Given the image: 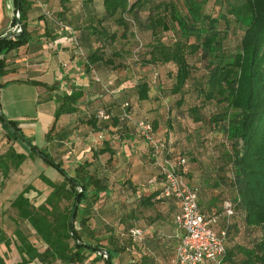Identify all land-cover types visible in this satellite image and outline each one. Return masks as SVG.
Here are the masks:
<instances>
[{
	"label": "trees",
	"instance_id": "1",
	"mask_svg": "<svg viewBox=\"0 0 264 264\" xmlns=\"http://www.w3.org/2000/svg\"><path fill=\"white\" fill-rule=\"evenodd\" d=\"M61 1L63 10H66L67 0ZM14 2L16 6L17 0ZM179 5L177 7L167 0H104V14L100 19L95 18L98 19L99 26H89L83 32L86 34L84 38L61 14H53L52 20L58 29L60 22L70 26L82 49L84 44L87 45L85 65L88 71H92V74L96 71L98 75L100 69L104 72L129 68L126 67L125 55L126 52L131 53L129 49L117 45L120 38L128 39L130 34L133 36L134 30L151 34L150 42L140 47L141 57L136 62L143 67L171 65L174 70L173 73L170 70L174 77L171 93L180 94L177 105L183 104L184 95L190 90L196 92L200 103L191 105L186 113L193 118V122L200 123L199 126L206 129V136L214 131L221 132L223 136L215 145L214 160L219 167L213 171L207 165V175L214 172L211 173L213 181L193 183L199 187L202 213L206 219L215 218L214 228L218 231L226 229L227 238L230 227L237 224L238 228L242 226L246 231L254 232V239L240 247L244 256L243 264H264V0H245L239 7L230 6L227 12L221 7L216 14L205 12L204 5L198 0H186ZM31 7L30 0H21L19 20L22 30L15 37H5L0 41V78L8 71L6 55L27 45L33 38L36 29L28 22ZM17 20L14 15L12 24L16 25ZM110 22L118 26V29L111 31L107 26ZM163 31L174 32V35L164 40L161 35ZM92 36L96 39L95 43ZM232 37H237L238 41L234 51L228 47ZM191 60L198 62L199 68L196 69ZM36 83L50 91L58 89L56 84ZM3 85L0 84V91ZM134 85L136 100L133 101L149 98L151 87L147 80L142 78L135 81ZM47 95V99L54 98L59 103L55 112V124L46 134L50 141L55 138L53 132L60 116L76 112L84 92L73 87L69 92ZM112 103L121 107L118 100ZM208 105L209 111L205 110ZM115 106L104 110L109 115L106 120L97 115L101 109L97 112L92 110V114L85 120L86 124L97 130L109 129L119 134V139H123L125 131L133 125L128 120H121L122 110L119 114H114V111L111 113ZM132 108L133 102L129 103L128 110L134 117ZM134 118L139 120L145 117ZM9 121L13 128L33 143L17 121ZM152 125L155 134L158 125L154 122ZM10 131L9 138H19L12 129ZM64 138V132L57 137L59 140ZM154 138L156 139L155 136ZM195 138H199V135ZM156 141L164 144L163 157L185 159L180 166V173L186 179L190 176L186 170L187 163L203 165L200 148L196 147L195 151L186 150L191 156L187 158L185 152L176 155L172 147L168 146L167 138ZM211 141L206 140L201 150L206 149ZM149 143L154 149L153 144ZM33 145L32 152L56 168L64 180L56 182L42 172L39 179L45 183V189H40L33 183L25 185L10 202L11 207L17 211V216L12 218L15 224L13 235L8 234L0 224V246L10 249L12 244L15 245L19 255L17 264H114L113 260L127 249L128 244L134 242L131 238L130 243L127 242L128 239L121 240L113 230L108 231V236H98L90 226L96 203L102 198V194H109L107 177L100 175L98 166L89 160L80 162L71 174L63 166L62 159L67 154L66 150L63 149L59 156H54L46 148ZM104 153H108L107 160L110 163L115 152L106 138L103 147L94 150L93 158L97 159ZM26 159L27 154L19 152L13 145L0 154V189L11 170H18ZM205 169L207 170L206 165ZM160 174L162 176L161 171ZM221 184L224 185L223 189L219 188ZM163 189L164 186L160 194ZM42 190L47 192L46 198L36 205L28 194L34 191L40 196L44 194ZM202 190L209 201L207 207H204L205 202L201 200ZM153 196L142 199V204H152ZM227 200L233 202L232 216L237 219L235 223H231L232 216L228 219L225 215L223 225L219 227L218 220L225 214L224 203ZM77 201L79 205L71 224ZM127 219L128 216L123 220ZM25 222L36 235L34 241L31 234L22 229V223ZM227 238L224 257L226 264L234 254L227 245ZM142 263L154 264V261L147 255ZM0 264H7L1 252Z\"/></svg>",
	"mask_w": 264,
	"mask_h": 264
},
{
	"label": "crops",
	"instance_id": "2",
	"mask_svg": "<svg viewBox=\"0 0 264 264\" xmlns=\"http://www.w3.org/2000/svg\"><path fill=\"white\" fill-rule=\"evenodd\" d=\"M30 1L32 7L29 10L28 22L36 30L32 40L27 45L10 51L6 55L8 71L0 78V84H4L0 91L1 109L7 118L18 122L24 134L31 141H34L36 131L42 133L44 136L43 147H48L54 156H59L63 149L67 150V154L64 156L67 159V165L64 167L67 170V167H73L72 171L68 170L71 174L74 173L75 167L80 162L89 160L98 166L100 175L107 177L109 194H102L101 200L103 199V201L99 208L95 207L93 217L90 220V226L97 232L98 236H108V231L113 230L122 240L124 234L129 232V236L134 242L132 247L136 252L135 264H143L142 259L147 255L153 258L154 264H172L182 233L174 221L175 215L181 210V204L175 197L166 198L160 194L164 186V179L160 174L158 160L163 155L156 158L155 150L151 148L149 141L140 133L137 126L130 122L128 123L133 126L125 131L123 139H119V134L109 129L97 130L86 124L85 120L90 116L92 110L96 112L95 109L99 108L103 97L101 88L97 87L98 84L94 81L92 71H88L85 65V53L88 51V47L84 44L83 53L80 52L70 34L59 31L53 20L44 15V8L51 10L54 15L61 14L84 38L86 34L83 32L89 26L92 24L99 26L98 19L104 14V0H67L65 3L66 10H63L64 5L61 0ZM14 14V0H0V33L10 31L14 26L12 24ZM96 17L97 20H95ZM92 39L95 43L96 39L93 36ZM100 70L98 71L101 72ZM129 70V68L123 71L120 69L119 77L113 75L108 84L103 86L110 94L109 97L106 96V99L110 101L111 106L109 107L112 109L115 106L112 102L118 100L121 103V107L115 106V110H112L111 113L114 111V114H119L120 110H123L124 103L130 101V103L133 102L134 117H145L148 115L146 111L154 108L153 105L156 102H151L150 92L149 98L146 100L135 102L127 99L125 89L129 88L130 91L133 88L131 91H135L134 83L136 81L132 79ZM123 72L127 74L125 77L127 79L124 81L125 78L121 77ZM36 82L47 85L56 84L58 89L50 91ZM114 82L117 87L110 90L108 87ZM73 87L80 88L84 92L80 99L79 108L76 112L65 113L60 116L53 132L55 138L48 141L46 134L55 124V113L51 114L50 110L47 109L41 112L39 109L41 106L44 108L43 102H55L57 106L59 105L54 98L47 99V94L53 96L54 94L69 92ZM33 101L38 105L35 109L32 108ZM153 122L158 125L154 136L157 140H164L166 138L164 131L170 132L171 130L165 129V117L161 109L153 118ZM8 129L4 121L0 119V154L4 153L11 145L14 147L18 145L17 139L11 140L9 138L11 133ZM63 132L66 138L57 139L58 135ZM187 136L190 140L193 138L196 140L194 132L187 134ZM105 138L109 139L115 152L110 163L107 160L108 153L101 154L97 159L93 158L94 150L103 147ZM219 141L212 139L203 151V165L191 162L186 164L187 173L190 175L187 180L190 183L201 184L213 181L211 173H214L213 171L219 167L214 160L216 157L215 145ZM34 144L38 145L35 142ZM59 145L63 147L62 150H59ZM186 150L191 149L184 146H180L178 149L174 147L176 155ZM195 150L196 148H193V151ZM18 151L24 152L20 149ZM77 152L81 153L77 157L78 159L76 160L74 156V159L71 160L72 155L77 154ZM207 165H210L211 169L213 168L209 175H207L209 171ZM63 180L60 179L56 182L60 183ZM216 180L220 183L217 176ZM29 183L31 182L24 183L21 190ZM41 185H36V187L46 188L44 184ZM219 188L223 189L224 185L221 184ZM9 189L12 188L7 187L5 191L8 192ZM151 195H154L153 203L150 205L142 204V199ZM205 197L206 195L202 190L201 200L205 202L204 207H207L209 201ZM127 216L128 219L124 221L123 219ZM224 220L225 214L223 213L218 220L219 227H222ZM133 229L142 231L141 240L133 237ZM113 262L114 264H125L121 254Z\"/></svg>",
	"mask_w": 264,
	"mask_h": 264
},
{
	"label": "rangeland",
	"instance_id": "3",
	"mask_svg": "<svg viewBox=\"0 0 264 264\" xmlns=\"http://www.w3.org/2000/svg\"><path fill=\"white\" fill-rule=\"evenodd\" d=\"M168 2H172L177 7H179L181 3H184L186 0H167ZM182 1V2H181ZM204 5V11L208 13H214L216 14L218 10L221 9V7H224V11L227 12L228 8L232 5L234 6H241L245 2V0H198ZM229 5V6H228ZM181 12L182 8L180 9ZM108 28L113 31L118 29V26L115 24L108 23ZM122 31V29H119ZM119 31V32H120ZM8 32V31H7ZM239 34V32H238ZM131 37L128 39L120 38L117 42V45L119 47H122L124 49H129L131 54L125 55V63L126 67H129V71H131L132 79L135 81H139L142 78L147 80L150 84V94H151V102H156L155 105H153L154 108L148 109L146 113H148L147 116H145L149 121L153 122V118L156 117L158 111L160 109L164 113L165 117V129L170 132H165L164 137L168 139V146L172 147L174 150V147L176 149L180 148V146H184L187 149L193 148H200V158L203 159V150L202 146L205 144L204 142L209 139H216L217 141L223 139L222 134L218 133L217 131L211 132L209 136L207 135V131L202 126L200 127V123L193 122V118L188 115V110L191 105H194L196 103H200V99L197 97L196 92L190 90L188 93L184 95V102L182 105H177V100L180 99V94H173L171 93V88L174 82L173 75L170 74V70L173 73V68L171 65H164V66H141L138 64V58L140 56V47L143 45H146L150 42L152 39V36L149 32H143L140 30H134L133 36L130 34ZM161 35L163 36V39L171 38L174 35V32L166 31L162 32ZM237 37H232L231 42L229 43L228 47H230L233 51L236 50L238 41L236 40ZM138 44V46H137ZM192 64H195L196 69L199 68V63L195 60H191ZM123 71V70H122ZM120 69L118 70H105L104 72H99L100 82L95 81L97 83V87L101 88L103 97L99 104V108H96V112L99 109H103L107 111L109 108L110 102L106 99V96L110 95L106 88L103 87L104 85L108 84V81L113 78L114 76L119 77ZM123 72L121 75L122 78L126 77V73ZM197 73V71H196ZM129 74V72H128ZM112 76V77H111ZM118 80V78H116ZM127 78L123 79L126 80ZM132 80V81H133ZM116 83L110 84L108 87L110 90L116 88ZM129 88L125 89V96L127 99L130 100H136L135 92L131 91L133 88L129 91ZM109 97V96H108ZM130 97V98H129ZM117 98V97H116ZM118 99V98H117ZM125 101V100H124ZM130 103V101H128ZM44 108L41 106L39 111L44 110H50L51 114H54L58 108L57 104L55 102H43ZM37 104L35 101L32 103V108H37ZM29 110L30 107L28 106ZM209 105L206 107L205 110L209 111ZM112 110V109H111ZM37 111V110H36ZM187 112V113H186ZM92 114V112H91ZM4 125V124H3ZM9 128V127H7ZM10 131V128L8 129ZM11 132V131H10ZM195 132L196 135H199V138L196 140L193 138V140H190L187 134ZM11 140H16L12 137H10ZM33 143H37L39 147H43L44 145V136L39 131H36L34 141ZM17 147L16 149L23 150L27 154V159L23 166L19 168L18 170L12 169L9 176L3 183L1 189H0V224L1 226L8 232V234L13 235V230L15 229V224L12 218H15L17 216V211L11 207L10 202L14 198V196L18 195L19 191L23 187V184L30 181L31 183H35L38 186H42L41 184L45 183L39 179V175L44 172L46 175H48L50 178H52L55 181H59L60 179H64L63 175L53 166L48 164L45 160H43L39 155L34 154L31 150V147L25 143L20 138L17 139ZM80 145V144H79ZM79 147V146H78ZM44 148V147H43ZM59 150H62L63 147L60 145L58 146ZM77 148V146H75ZM46 149L49 151V148L46 147ZM78 149V148H77ZM67 151V150H66ZM65 151V152H66ZM185 152V151H184ZM188 152H185L184 154L187 156V158L191 157ZM81 153L77 152V154L72 155L71 160H73L74 156L77 160ZM179 154V153H177ZM65 155V154H64ZM66 156V155H65ZM63 160V166L67 165L66 163V157H64ZM66 168V167H65ZM69 171H72L73 167H67ZM37 182H39L37 184ZM192 184V183H191ZM197 184V183H195ZM12 188L5 191V188ZM43 195L37 196V193L32 191L28 195L33 200V202L36 205H39L44 201L46 198V193L44 190ZM103 199L99 200L96 203L95 207H100L99 205L102 203ZM99 203V204H98ZM235 218L232 216L230 218L231 223H235ZM239 225V224H237ZM236 225V226H237ZM230 227L228 238H227V245L229 249L233 251V256L230 260H228L227 264H243L244 256L241 253L240 247H243L250 243V239H254L255 233L246 231L244 227L239 226L240 228ZM22 229L26 233L31 234V239L34 241L36 239V235L34 234V231L32 227L27 223H22ZM123 239H128V243L130 240L129 232L125 233L123 236ZM127 249L122 251L121 255L123 257L125 264H135L134 261H136V252L134 248L132 247V244L127 245ZM0 252L5 256L7 264H17L19 261V255L15 249V245L12 244L10 249L5 248L4 246H0ZM32 264H39L38 262H33Z\"/></svg>",
	"mask_w": 264,
	"mask_h": 264
},
{
	"label": "built area",
	"instance_id": "4",
	"mask_svg": "<svg viewBox=\"0 0 264 264\" xmlns=\"http://www.w3.org/2000/svg\"><path fill=\"white\" fill-rule=\"evenodd\" d=\"M44 13L53 19L51 10L44 8ZM14 15L19 16V12L15 11ZM59 24L60 31L68 32L76 47L83 53L73 29L61 22ZM10 31H20V27L16 24ZM93 78L95 81L100 82V77L96 71H93ZM128 107L129 102H125L122 106L121 120H128V122L137 126L140 133L153 144L156 158L163 155L164 144L159 143L154 138L152 122L147 118L135 119L129 112ZM97 115L101 119L106 120L109 118V115L102 109L97 112ZM184 162L185 159L183 158L172 160L163 156L158 160V166L164 179L162 197H175L181 204V210L176 214L174 221L182 233L172 264H226L224 257L226 255L227 231L226 229L216 230L213 226L216 219H206L203 215L199 205V187L191 184L180 173V166ZM224 209L225 215L229 219L234 214L233 202L230 200L225 201ZM132 235L135 239H141L142 231L133 229Z\"/></svg>",
	"mask_w": 264,
	"mask_h": 264
},
{
	"label": "water",
	"instance_id": "5",
	"mask_svg": "<svg viewBox=\"0 0 264 264\" xmlns=\"http://www.w3.org/2000/svg\"><path fill=\"white\" fill-rule=\"evenodd\" d=\"M20 5H21V0H17V5L15 6V11L19 12L20 9ZM17 17V25L20 27V31L22 30V25L21 22L19 20V16ZM20 31H9V32H5L4 34L0 35V41L5 38V37H15L18 35V33ZM0 118L4 121V123L10 128L12 129V131L21 139L23 140L25 143H27L30 147L34 146L33 143H31L21 132H19L18 130H16L15 128H13L12 124L10 123L9 119L7 118V116L5 115V113L3 112V110L1 109L0 106ZM79 202H76L74 211H73V216L71 219V224L74 220V216L75 213L77 212V208H78ZM106 251V250H105ZM107 259L110 260V257L107 255Z\"/></svg>",
	"mask_w": 264,
	"mask_h": 264
}]
</instances>
